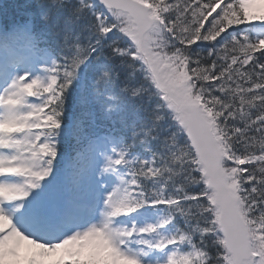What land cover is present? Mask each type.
Masks as SVG:
<instances>
[{
	"label": "snow or ice",
	"instance_id": "6c2138e0",
	"mask_svg": "<svg viewBox=\"0 0 264 264\" xmlns=\"http://www.w3.org/2000/svg\"><path fill=\"white\" fill-rule=\"evenodd\" d=\"M67 2L21 0L25 24L0 44V264H143L144 253L128 248L137 238L166 253L164 264H264V38L238 27L264 25V0H101L108 15L95 16L98 39L86 51L70 26L90 6L80 0L62 21ZM32 13L43 34L29 24ZM114 31L125 43L113 55L140 65V92L156 98L152 115L173 129L150 160L109 150L87 97L62 127L78 70ZM50 40L62 41L60 61L33 75ZM201 45L207 57L192 54ZM139 142L133 133L128 148ZM101 200L100 222L81 228ZM9 206L63 238L30 237ZM160 206L168 215L158 224L122 225Z\"/></svg>",
	"mask_w": 264,
	"mask_h": 264
},
{
	"label": "trees",
	"instance_id": "16d2710c",
	"mask_svg": "<svg viewBox=\"0 0 264 264\" xmlns=\"http://www.w3.org/2000/svg\"><path fill=\"white\" fill-rule=\"evenodd\" d=\"M5 1L0 0V4ZM15 2L16 7L9 10L7 16L2 14V8L0 7V30L2 29L4 34L9 33L13 27L20 26L22 23L25 24L19 12L21 0H15ZM86 4L90 7L85 8L77 22L70 26L71 38L73 41L78 39L81 44L95 42L98 39L92 28L96 22V6L91 0H86ZM81 7L82 5L78 0H68L59 13L61 20H68L72 13ZM39 19L38 13H32L29 24L34 27L37 33L43 34L47 31V28L39 23ZM11 21L14 22V26L9 25ZM238 27L248 28L247 26ZM249 37L251 38V36ZM228 39H231V37L229 36ZM54 41L57 42V40ZM101 42L105 45L97 48L92 62L96 71L95 87L85 93L91 102L90 109L94 113L97 130L102 133L113 132L114 134H111V136L116 140V149L118 150H142V153H151L152 155L153 153H163L165 151V141L173 129L167 118L156 121L152 115V111L157 105L156 98L148 93L140 92L143 85V74L140 71V65L131 63L122 57L114 56L112 53L113 45L104 47L107 46L106 44H115L113 40L111 42L109 39H102L100 44ZM58 45H61V43L58 42ZM115 46L124 45L121 41H116ZM209 51L211 49L207 45L193 46L192 54L207 57ZM92 65L90 63L91 68ZM105 72L109 73V78L103 84L98 83ZM134 92L138 94L133 95ZM128 94H130L129 98L126 96ZM80 103L74 104L70 113L71 118L80 111ZM68 105L69 102L65 101L62 127L65 126L68 120ZM125 114L127 115L126 119L121 118ZM133 133L140 138V142L129 149L128 146L132 143ZM145 133L148 134L147 137H145Z\"/></svg>",
	"mask_w": 264,
	"mask_h": 264
},
{
	"label": "rangeland",
	"instance_id": "374dc122",
	"mask_svg": "<svg viewBox=\"0 0 264 264\" xmlns=\"http://www.w3.org/2000/svg\"><path fill=\"white\" fill-rule=\"evenodd\" d=\"M256 32H257V34L264 36V27L263 28H260V27L256 28ZM105 183L110 185V176H107V178L105 177ZM32 198H33L32 196L29 197V202L32 200ZM102 208H103V205H102ZM102 208L100 209V211L102 210ZM8 211L10 214H13L14 220L20 224L19 228L21 231H23L25 234H27L29 236L32 235L33 238L37 239L36 234L33 233V230H36L35 225H30V224L26 223L23 214H17L14 212V206H9ZM100 220H101V216H100V212H99V218L97 219L96 223H99ZM145 225H147V223ZM131 251H134L135 253L134 252H132V253L137 254V255H139L140 253H143L142 251L136 252V249H133ZM140 259H143V258H141V256H140ZM143 264H145V263H143ZM160 264H164V263H160Z\"/></svg>",
	"mask_w": 264,
	"mask_h": 264
},
{
	"label": "clouds",
	"instance_id": "9594fccd",
	"mask_svg": "<svg viewBox=\"0 0 264 264\" xmlns=\"http://www.w3.org/2000/svg\"><path fill=\"white\" fill-rule=\"evenodd\" d=\"M76 43H79V44L84 48V50L86 51V44H81V43L79 42V40H78V41H74V45H75ZM70 54H72V53L70 52Z\"/></svg>",
	"mask_w": 264,
	"mask_h": 264
},
{
	"label": "water",
	"instance_id": "95a60500",
	"mask_svg": "<svg viewBox=\"0 0 264 264\" xmlns=\"http://www.w3.org/2000/svg\"><path fill=\"white\" fill-rule=\"evenodd\" d=\"M98 1H100V2H101V0H98Z\"/></svg>",
	"mask_w": 264,
	"mask_h": 264
}]
</instances>
